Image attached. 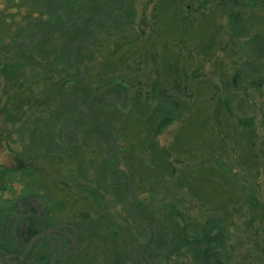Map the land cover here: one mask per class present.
Returning a JSON list of instances; mask_svg holds the SVG:
<instances>
[{
	"label": "trees",
	"instance_id": "16d2710c",
	"mask_svg": "<svg viewBox=\"0 0 264 264\" xmlns=\"http://www.w3.org/2000/svg\"><path fill=\"white\" fill-rule=\"evenodd\" d=\"M115 1L125 4L0 0V75L12 87L0 113L4 124L15 126L20 144L15 148L11 134L0 133V199L12 195L1 204L0 259L10 264H94L85 247L91 241L106 244L109 229L124 238L123 248L109 250V264H161L182 250L193 264H228L225 219L183 223L172 203L153 206L149 191H137L134 177L118 166L121 131L115 118L128 107L130 89L113 80H96L103 76L94 74L102 39L99 23L110 22L114 29L125 23L124 15L111 8ZM7 3L15 5L4 14L1 8ZM128 8L131 24L135 10L132 4ZM252 43L264 58V37L257 35ZM151 87L144 100L139 88L131 93L132 108L148 114L141 150L171 176L173 167L157 136L189 110L190 94L179 80H155ZM90 150L102 152V164L89 161ZM50 154L68 156L75 183L79 176L89 183L82 186L84 198L99 195L104 200L109 195L119 206L116 215L85 208L64 214L63 199L41 195L34 162ZM95 166L91 176L100 177L89 178Z\"/></svg>",
	"mask_w": 264,
	"mask_h": 264
},
{
	"label": "rangeland",
	"instance_id": "374dc122",
	"mask_svg": "<svg viewBox=\"0 0 264 264\" xmlns=\"http://www.w3.org/2000/svg\"><path fill=\"white\" fill-rule=\"evenodd\" d=\"M118 3L112 2L111 8L124 15L125 23L116 21L115 29L110 22L99 23L102 39L94 74L103 76L96 80H113L130 89L128 107L115 118L121 131L119 168L134 177L137 191L152 195L153 206L172 203L183 223L225 219L228 264H264V58L252 43L257 35L264 37V0ZM130 4L135 10L131 24L126 20ZM13 5L5 4L4 14ZM155 80H179L190 94L189 110L157 136L173 167L171 176L141 150L148 114L131 104L132 91L139 88L144 100ZM7 81L0 75V111L12 93ZM118 98L122 105L123 95ZM14 131L0 113V133L11 134L13 146L20 149ZM87 157L102 164L99 150L88 151ZM71 161L63 154H50L34 162L41 195L63 199L64 214L85 208L116 215L119 206L109 195L104 200L99 195L95 200L84 198L82 186L89 183L80 176L75 183L68 171ZM96 167L89 170V178L100 177L91 176ZM10 197L2 194L0 213L2 200ZM106 232V244L91 241L85 247L94 264H109V250L124 246V238ZM161 261L193 264L185 250ZM0 264L10 263L1 258Z\"/></svg>",
	"mask_w": 264,
	"mask_h": 264
}]
</instances>
